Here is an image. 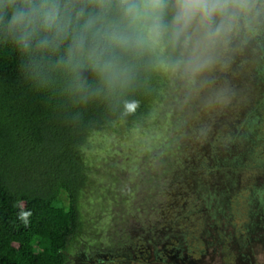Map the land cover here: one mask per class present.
Segmentation results:
<instances>
[{
	"label": "rangeland",
	"instance_id": "rangeland-1",
	"mask_svg": "<svg viewBox=\"0 0 264 264\" xmlns=\"http://www.w3.org/2000/svg\"><path fill=\"white\" fill-rule=\"evenodd\" d=\"M228 55L195 82L161 68L149 116L88 139L69 264H264V31Z\"/></svg>",
	"mask_w": 264,
	"mask_h": 264
},
{
	"label": "clouds",
	"instance_id": "clouds-1",
	"mask_svg": "<svg viewBox=\"0 0 264 264\" xmlns=\"http://www.w3.org/2000/svg\"><path fill=\"white\" fill-rule=\"evenodd\" d=\"M262 31L264 0H0V43L20 53L27 81L124 114L144 71L195 82ZM31 215L17 218L27 227Z\"/></svg>",
	"mask_w": 264,
	"mask_h": 264
},
{
	"label": "trees",
	"instance_id": "trees-1",
	"mask_svg": "<svg viewBox=\"0 0 264 264\" xmlns=\"http://www.w3.org/2000/svg\"><path fill=\"white\" fill-rule=\"evenodd\" d=\"M162 76L161 68L143 72L128 97L139 101L131 114L102 101L72 106L27 81L20 53L0 43V264H69L70 247L83 229L80 198L89 177L84 147L94 133L149 116L162 95ZM175 175L179 179L182 171ZM191 184L196 190L203 183ZM27 210L32 215L25 227L17 214Z\"/></svg>",
	"mask_w": 264,
	"mask_h": 264
}]
</instances>
